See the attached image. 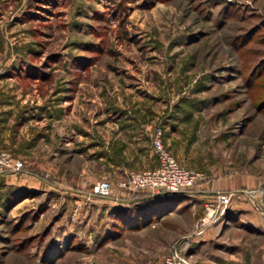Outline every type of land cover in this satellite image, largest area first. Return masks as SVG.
Returning <instances> with one entry per match:
<instances>
[{"label": "rangeland", "instance_id": "obj_1", "mask_svg": "<svg viewBox=\"0 0 264 264\" xmlns=\"http://www.w3.org/2000/svg\"><path fill=\"white\" fill-rule=\"evenodd\" d=\"M0 68V150L25 162L3 175L22 188L0 178V264H44L71 237L82 249L49 264H160L174 252L194 264L190 197L99 245L56 195L72 176L89 188L100 166L85 161L83 131L111 146L122 107L148 109L181 164L215 193L246 197L264 222V0H0ZM226 240L264 262V236Z\"/></svg>", "mask_w": 264, "mask_h": 264}, {"label": "crops", "instance_id": "obj_2", "mask_svg": "<svg viewBox=\"0 0 264 264\" xmlns=\"http://www.w3.org/2000/svg\"><path fill=\"white\" fill-rule=\"evenodd\" d=\"M12 110L9 109V122L13 121L12 119L16 114V110ZM143 112V117H141L140 113L133 109L122 107L115 110L118 117L114 120V125L119 131V139H114L111 146L109 141L107 142L102 136H98L95 131L84 129L83 134L86 140L83 143V152L85 161L99 165L100 172L97 174L98 176H93L94 179H88L89 188L87 189L81 187L80 178L76 180V177L72 176L71 179L67 178L66 188L59 189L56 193L57 197L64 195L62 197L63 203H68L67 206L74 201L71 219L83 217L82 222L85 223L83 227L89 230V238H94L99 245L108 244L118 210L128 208V205L121 198L129 197V195L123 194L120 198L102 199L92 195L90 187L99 180V177H106L110 181H119L131 170L153 169L157 166L152 148V135L155 131V121L152 118L154 114L148 109ZM6 124L4 123V125ZM163 131L166 139L167 131L164 128ZM4 136H8V129L5 130ZM4 143L6 144V141ZM60 169H57L56 172L69 177V172ZM0 178L3 179V185L9 191L15 192L22 188L20 183L14 182L12 179L9 180L10 177L8 176H1ZM203 181L187 196V198H191V211L198 217L200 224L199 229L190 236L189 245L186 249V255L190 257L189 260L194 259V264H257V262H252L249 251L235 241L226 240V237H230L231 232L235 229L264 236L262 214L254 210L246 197H234L223 213L217 212V218L214 222L208 221L206 206L209 204L217 206L218 193L215 191L219 187L209 189L208 184ZM221 188L223 189L222 192L227 190L226 187ZM199 256L201 260H204V263L199 261ZM258 264H264V262Z\"/></svg>", "mask_w": 264, "mask_h": 264}, {"label": "built area", "instance_id": "obj_3", "mask_svg": "<svg viewBox=\"0 0 264 264\" xmlns=\"http://www.w3.org/2000/svg\"><path fill=\"white\" fill-rule=\"evenodd\" d=\"M2 69L0 68V75ZM152 148L157 160L153 169L131 170L126 176L113 183L108 179L96 181L90 190L95 197L102 199L120 198L137 192H148L153 195L161 193H185L193 190L204 179V173L197 169L187 168L168 150L164 142L162 128L155 129L152 135ZM25 170V163L7 150H0V176L18 174ZM228 193L218 194L217 206H206L208 221H214L219 211L223 213L231 201ZM160 264H190L179 252L171 253Z\"/></svg>", "mask_w": 264, "mask_h": 264}, {"label": "trees", "instance_id": "obj_4", "mask_svg": "<svg viewBox=\"0 0 264 264\" xmlns=\"http://www.w3.org/2000/svg\"><path fill=\"white\" fill-rule=\"evenodd\" d=\"M189 192H168L161 193L158 195H153L148 192H137L129 195V197L121 198L122 201L128 205V208L118 210L115 218L116 222L114 223V229L111 233V237L114 236L115 232L117 233L120 229L129 227L132 224H144L148 226L154 221H159L164 216V213L173 207L177 200L186 198ZM21 196L23 195L21 194L17 197ZM27 197L28 196H26L25 198ZM45 234L47 235V233ZM44 238L45 235H42L40 238V242H43ZM75 242H78L77 239L71 237L68 241L67 246L65 247L66 250H73L76 248L82 249L80 243ZM65 248L59 245L57 247L52 246L50 248V252L43 257L42 262L44 264H49L50 260L60 255V253L62 254Z\"/></svg>", "mask_w": 264, "mask_h": 264}]
</instances>
